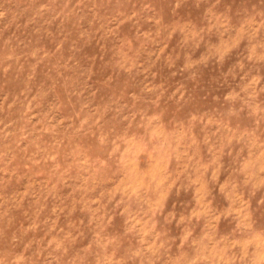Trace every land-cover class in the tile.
I'll use <instances>...</instances> for the list:
<instances>
[{
	"label": "rangeland",
	"instance_id": "obj_1",
	"mask_svg": "<svg viewBox=\"0 0 264 264\" xmlns=\"http://www.w3.org/2000/svg\"><path fill=\"white\" fill-rule=\"evenodd\" d=\"M0 264H264V0H0Z\"/></svg>",
	"mask_w": 264,
	"mask_h": 264
}]
</instances>
